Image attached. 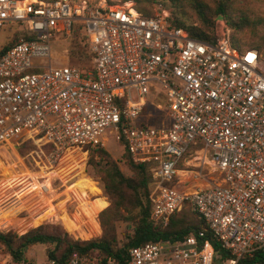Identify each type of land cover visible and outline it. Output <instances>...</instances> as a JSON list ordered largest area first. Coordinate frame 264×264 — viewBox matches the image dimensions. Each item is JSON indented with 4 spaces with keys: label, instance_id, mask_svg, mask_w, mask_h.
I'll use <instances>...</instances> for the list:
<instances>
[{
    "label": "built area",
    "instance_id": "built-area-1",
    "mask_svg": "<svg viewBox=\"0 0 264 264\" xmlns=\"http://www.w3.org/2000/svg\"><path fill=\"white\" fill-rule=\"evenodd\" d=\"M13 24L25 35L0 56V144L41 136L58 152L117 143L148 167L151 222L164 227L187 204L225 251L189 234L132 246L126 264H239L264 255L258 50L236 49L222 29L192 37L162 7L144 16L132 0H0V29ZM75 29L87 61H70ZM155 112L163 117L153 126ZM198 151L210 155L218 182L180 190ZM47 264L99 263L73 252Z\"/></svg>",
    "mask_w": 264,
    "mask_h": 264
},
{
    "label": "trees",
    "instance_id": "trees-1",
    "mask_svg": "<svg viewBox=\"0 0 264 264\" xmlns=\"http://www.w3.org/2000/svg\"><path fill=\"white\" fill-rule=\"evenodd\" d=\"M49 1V0H44ZM128 1V0H121ZM136 11L144 16L153 13V7L158 5L168 12V20L173 27L184 29L190 36L202 40L212 36L218 15L230 28V42L238 50L254 48L261 52L264 49V35H258V26L264 24V18L253 15L248 7L249 0H132ZM168 2L165 7L163 2ZM19 25H12L13 39L0 46V56L13 45L14 41L24 34L17 29ZM257 36L252 42L247 43L248 36ZM15 39V40H14ZM70 53L75 63L87 61L89 55L86 52V38L80 30H74L70 39ZM21 153L28 148L37 146L54 150L53 143L45 142L42 137H35L19 142ZM88 156V164L99 165L96 170L102 189L108 198L109 205L98 214L100 237L90 240H75L60 226L43 223L31 227L22 232L0 229V244L5 253H8L15 263L23 262L25 251L35 244H54L52 251H47L49 259L64 261L73 252L86 256L90 261L106 264L108 257L118 264H126L129 248L156 240H177L189 234L195 235L202 241L208 240L214 252L225 256V251L219 242L214 240L207 225L198 213L187 204L172 214L166 226L154 225L150 219L151 203L149 200L146 164L132 160L124 150L125 166L131 174L125 175L116 161L101 146L82 147ZM99 161H96V158ZM143 195V197H142ZM135 210L133 215L134 227L127 240L120 245L116 234V223L127 220L129 213ZM127 211L128 216L123 212ZM200 234H202L200 236ZM264 260V255L241 259L239 264H258Z\"/></svg>",
    "mask_w": 264,
    "mask_h": 264
},
{
    "label": "rangeland",
    "instance_id": "rangeland-1",
    "mask_svg": "<svg viewBox=\"0 0 264 264\" xmlns=\"http://www.w3.org/2000/svg\"><path fill=\"white\" fill-rule=\"evenodd\" d=\"M163 3L168 7V2ZM248 7L253 15L264 18V0H249ZM220 16L217 17L214 31L219 32L222 29L230 36V28ZM257 34L264 35V24L258 26ZM258 35H249L246 42H252ZM12 39V30L0 29V46ZM260 54L264 61V49ZM72 58L70 61L75 60ZM154 114L156 118L147 117V120L156 126L163 116L159 119V113ZM21 148L22 146L18 144L12 146L0 144V229L22 232L39 224L50 223L60 226L75 240L99 238L98 214L109 205L95 170L99 165L96 167L89 165V156L77 147L56 152L45 147L33 146L24 153L20 152ZM102 148L116 161L125 175L131 174L124 164V150L119 144L110 141ZM188 158L189 172L179 176L181 182L177 187L180 190L191 191L218 182L217 172L209 154L198 151ZM96 161H99L98 157ZM93 182L100 191L89 187ZM105 201L108 202L107 205H104ZM123 213L128 216L127 211ZM134 214L135 210H132L129 219L116 223L120 245L132 233ZM53 249L54 244L32 245L25 251V260L15 263L0 244V261L4 264H47L49 259L47 251Z\"/></svg>",
    "mask_w": 264,
    "mask_h": 264
},
{
    "label": "bare ground",
    "instance_id": "bare-ground-1",
    "mask_svg": "<svg viewBox=\"0 0 264 264\" xmlns=\"http://www.w3.org/2000/svg\"><path fill=\"white\" fill-rule=\"evenodd\" d=\"M94 184H95L94 182H93L92 184H89V187H90L92 190L100 191V188L95 187ZM87 186H88V185H87ZM107 204H108V202L105 201V202H104V205H107Z\"/></svg>",
    "mask_w": 264,
    "mask_h": 264
},
{
    "label": "water",
    "instance_id": "water-1",
    "mask_svg": "<svg viewBox=\"0 0 264 264\" xmlns=\"http://www.w3.org/2000/svg\"><path fill=\"white\" fill-rule=\"evenodd\" d=\"M220 18H222L221 16H220ZM258 264H264V260L263 261H261L260 263H258Z\"/></svg>",
    "mask_w": 264,
    "mask_h": 264
}]
</instances>
